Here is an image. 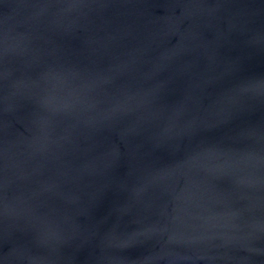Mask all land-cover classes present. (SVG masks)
I'll return each instance as SVG.
<instances>
[{"label":"water","instance_id":"95a60500","mask_svg":"<svg viewBox=\"0 0 264 264\" xmlns=\"http://www.w3.org/2000/svg\"><path fill=\"white\" fill-rule=\"evenodd\" d=\"M0 264H264V0H0Z\"/></svg>","mask_w":264,"mask_h":264}]
</instances>
